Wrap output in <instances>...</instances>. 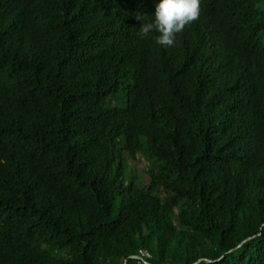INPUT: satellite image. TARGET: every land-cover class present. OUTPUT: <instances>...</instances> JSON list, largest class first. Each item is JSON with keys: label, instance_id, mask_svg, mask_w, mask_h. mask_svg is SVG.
<instances>
[{"label": "trees", "instance_id": "trees-1", "mask_svg": "<svg viewBox=\"0 0 264 264\" xmlns=\"http://www.w3.org/2000/svg\"><path fill=\"white\" fill-rule=\"evenodd\" d=\"M158 2L0 0V264H264V0Z\"/></svg>", "mask_w": 264, "mask_h": 264}, {"label": "clouds", "instance_id": "clouds-1", "mask_svg": "<svg viewBox=\"0 0 264 264\" xmlns=\"http://www.w3.org/2000/svg\"><path fill=\"white\" fill-rule=\"evenodd\" d=\"M199 4L200 0H159L152 20L144 22L139 31L145 35L155 31L158 33L154 37L156 44L173 46L176 33L182 31L186 24L197 19ZM137 18L141 19L140 16Z\"/></svg>", "mask_w": 264, "mask_h": 264}, {"label": "built area", "instance_id": "built-area-1", "mask_svg": "<svg viewBox=\"0 0 264 264\" xmlns=\"http://www.w3.org/2000/svg\"><path fill=\"white\" fill-rule=\"evenodd\" d=\"M139 256L141 257V259L146 258V257H150V253L149 251L145 250V249H140L139 250Z\"/></svg>", "mask_w": 264, "mask_h": 264}, {"label": "water", "instance_id": "water-1", "mask_svg": "<svg viewBox=\"0 0 264 264\" xmlns=\"http://www.w3.org/2000/svg\"><path fill=\"white\" fill-rule=\"evenodd\" d=\"M132 257H135V258H141L139 255H133ZM123 264H126V261H124Z\"/></svg>", "mask_w": 264, "mask_h": 264}, {"label": "rangeland", "instance_id": "rangeland-1", "mask_svg": "<svg viewBox=\"0 0 264 264\" xmlns=\"http://www.w3.org/2000/svg\"><path fill=\"white\" fill-rule=\"evenodd\" d=\"M133 165H134V163H133Z\"/></svg>", "mask_w": 264, "mask_h": 264}]
</instances>
